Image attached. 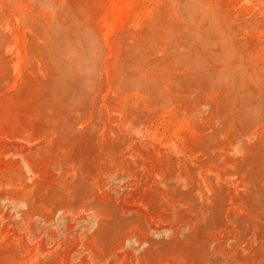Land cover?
Masks as SVG:
<instances>
[{
    "label": "rangeland",
    "instance_id": "obj_1",
    "mask_svg": "<svg viewBox=\"0 0 264 264\" xmlns=\"http://www.w3.org/2000/svg\"><path fill=\"white\" fill-rule=\"evenodd\" d=\"M0 264H264V0H0Z\"/></svg>",
    "mask_w": 264,
    "mask_h": 264
}]
</instances>
